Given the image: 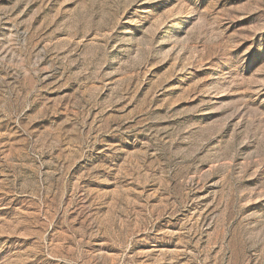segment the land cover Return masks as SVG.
Masks as SVG:
<instances>
[{"label":"rangeland","instance_id":"1","mask_svg":"<svg viewBox=\"0 0 264 264\" xmlns=\"http://www.w3.org/2000/svg\"><path fill=\"white\" fill-rule=\"evenodd\" d=\"M0 264H264V0H0Z\"/></svg>","mask_w":264,"mask_h":264}]
</instances>
